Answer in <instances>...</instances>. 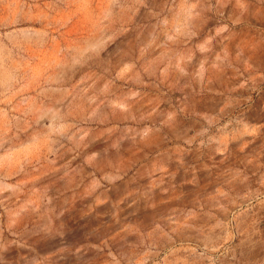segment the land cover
Listing matches in <instances>:
<instances>
[{"label":"rangeland","instance_id":"obj_1","mask_svg":"<svg viewBox=\"0 0 264 264\" xmlns=\"http://www.w3.org/2000/svg\"><path fill=\"white\" fill-rule=\"evenodd\" d=\"M0 264H264V0H0Z\"/></svg>","mask_w":264,"mask_h":264}]
</instances>
